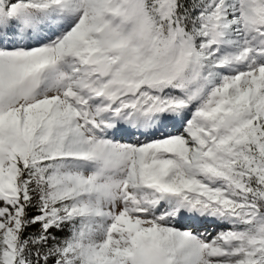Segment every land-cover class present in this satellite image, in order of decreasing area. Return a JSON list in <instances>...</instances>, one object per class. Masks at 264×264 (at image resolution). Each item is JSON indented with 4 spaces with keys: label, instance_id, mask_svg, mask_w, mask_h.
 Masks as SVG:
<instances>
[{
    "label": "snow or ice",
    "instance_id": "6c2138e0",
    "mask_svg": "<svg viewBox=\"0 0 264 264\" xmlns=\"http://www.w3.org/2000/svg\"><path fill=\"white\" fill-rule=\"evenodd\" d=\"M0 264H264V0H0Z\"/></svg>",
    "mask_w": 264,
    "mask_h": 264
},
{
    "label": "rangeland",
    "instance_id": "374dc122",
    "mask_svg": "<svg viewBox=\"0 0 264 264\" xmlns=\"http://www.w3.org/2000/svg\"><path fill=\"white\" fill-rule=\"evenodd\" d=\"M141 139H143V138H141ZM204 227L207 228L208 232L212 233L213 235L215 234V232L213 231V226L212 225L209 224V225H205ZM204 227L201 228L202 232L204 231Z\"/></svg>",
    "mask_w": 264,
    "mask_h": 264
}]
</instances>
